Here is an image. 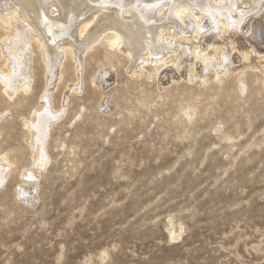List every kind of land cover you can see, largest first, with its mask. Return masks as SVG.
I'll return each mask as SVG.
<instances>
[{"label": "rangeland", "instance_id": "rangeland-1", "mask_svg": "<svg viewBox=\"0 0 264 264\" xmlns=\"http://www.w3.org/2000/svg\"><path fill=\"white\" fill-rule=\"evenodd\" d=\"M6 34L0 26V41ZM31 49L27 89L9 97L0 85V154L12 162L0 185V264H264V57L235 49V72L218 77L179 79L171 64L160 78L134 77L123 54L96 44L77 85L66 56L50 96V112L63 98L65 111L48 132V164L25 186L22 122L50 88Z\"/></svg>", "mask_w": 264, "mask_h": 264}, {"label": "bare ground", "instance_id": "bare-ground-1", "mask_svg": "<svg viewBox=\"0 0 264 264\" xmlns=\"http://www.w3.org/2000/svg\"><path fill=\"white\" fill-rule=\"evenodd\" d=\"M9 4L13 6L10 12L0 13V26L8 32L0 41V56L4 59L3 68L0 67L3 92L12 97L17 90L27 89L30 79L24 69L32 44L38 48L44 66L45 88L50 87L29 118L22 122L28 133L25 140L31 157L29 169L23 168L20 173L25 186L37 181L39 171L48 164L45 152L48 132L65 111L63 98L61 110L51 113L54 110L50 96L56 81L61 80L60 68L66 56L74 61L77 85L81 82L84 55L96 44L123 54L130 63L132 76L146 70L147 77L160 78L163 69H169L167 65L171 64L170 72L188 81L205 75L206 71H213L216 77L235 72L230 68V54L235 49L242 50L245 59H250L251 53L264 57V30H261L264 0L243 3L241 0H9ZM198 64L203 67L200 73L194 72ZM108 66L112 68L111 64ZM242 66L254 68L250 64ZM110 73L105 71L101 77ZM19 78L23 80L16 83ZM246 84L242 77L236 78L238 93L244 92ZM77 85L66 86L76 90ZM138 103L147 105L146 100ZM194 109L185 101L180 107L187 119L192 118ZM8 154H0V185L12 165Z\"/></svg>", "mask_w": 264, "mask_h": 264}]
</instances>
